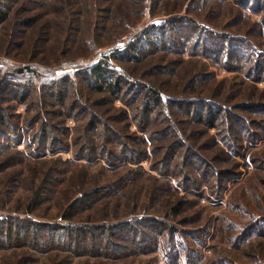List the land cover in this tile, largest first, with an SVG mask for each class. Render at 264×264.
Masks as SVG:
<instances>
[{
  "label": "rangeland",
  "instance_id": "rangeland-1",
  "mask_svg": "<svg viewBox=\"0 0 264 264\" xmlns=\"http://www.w3.org/2000/svg\"><path fill=\"white\" fill-rule=\"evenodd\" d=\"M242 1L0 0V6L9 10L0 27V115L17 124L0 139V264H264V0H250L247 8ZM188 19L202 30L191 32ZM151 25L168 26L160 49L145 46L134 61L113 57ZM211 36L221 39V61L213 52ZM173 39L178 45L172 44ZM194 43L199 48L192 52ZM98 62H108L137 85L153 86L164 99L208 100L225 108L223 116L243 117L248 131L240 128L238 119L232 124L223 118L217 127L207 129L191 122L175 123L187 145L207 157L213 168L227 172L224 177L218 182L215 177L207 179L195 159L186 165L185 147L169 163L173 174L163 172L165 165L154 167L164 153L160 146L166 143H151L139 129L141 93L128 104L109 93L86 89L77 78L73 86L65 84L63 105L47 101L44 80L69 76L74 82L76 73L84 74ZM24 65L33 67L35 74H23L25 79L7 77L9 86L1 83L4 73L15 74ZM22 94L27 96L24 102ZM77 98L100 122L122 133L130 146L137 147L135 135L145 138V156L136 164L114 165L99 155L91 161L76 156L85 136L97 144L106 142L103 150L119 153L121 149V140L105 141L102 125L90 134L85 131L88 113L77 107L71 114L64 109L77 106ZM157 113L155 108L152 116ZM178 120L188 122V117L178 114ZM46 121L56 126L48 129L55 137L61 138L58 129L66 128L64 148L55 143L58 148L53 151L35 149L37 141L30 137L42 134ZM152 124L147 130L155 128ZM232 128L240 139L236 150L220 137ZM189 132L196 135L189 137ZM153 146L158 147L155 153ZM185 175L195 185L182 188L179 181ZM100 186L111 187L93 191ZM180 201L183 205L174 214L172 208ZM65 214L72 216L65 219ZM144 218L166 226L137 222L136 234L154 240L140 237L147 250L132 231L115 230L113 237L110 229L88 231L93 225ZM31 221L54 229L38 233L29 227L23 233L21 226ZM66 225L85 229L75 252L68 251L63 240L61 226ZM30 230L41 238L33 240ZM50 233L53 244H47L45 235ZM107 238L127 243L130 251L106 244Z\"/></svg>",
  "mask_w": 264,
  "mask_h": 264
},
{
  "label": "trees",
  "instance_id": "trees-1",
  "mask_svg": "<svg viewBox=\"0 0 264 264\" xmlns=\"http://www.w3.org/2000/svg\"><path fill=\"white\" fill-rule=\"evenodd\" d=\"M259 2V0H258ZM242 5L245 6L246 8L251 5L250 0H243ZM264 7V6H262ZM8 9L4 8V6H0V27L4 24V22L8 18ZM188 21L191 23V32H200L202 28L198 27L193 20L188 19ZM167 25L165 26H157V25H151L147 31H144L139 39L136 41H133L129 43L127 49L121 53V55H115L113 56L115 59H120V60H130L134 61L139 58V56L143 55L144 53V48L146 47H152V49L156 50L160 49V45H162L166 37H168V29ZM167 32V34L165 33ZM205 32V31H204ZM208 34L212 35L209 31H207ZM167 35V36H166ZM147 36V37H146ZM212 41H213V52L215 53L216 57L220 59L218 56L221 54V39L216 40L213 36H211ZM163 42V43H162ZM172 44L178 45L177 41L173 39L171 41ZM142 44V45H141ZM143 46V47H142ZM199 44L194 43L192 47V52L195 50H198ZM203 49H207L206 46H203ZM148 50V49H147ZM221 61V59H220ZM227 62L223 61V64L226 65ZM15 74H7L4 73L1 78V83L4 81L6 85H10V79L7 80V77H21L20 79H25L22 77V75L26 74L27 76L32 73L33 75L35 74V70L33 67L30 65H24L23 67H18L14 71ZM10 77V78H12ZM49 77V76H45ZM74 77V76H73ZM75 79L74 82L70 81V77H59V78H50L47 81L44 80L42 84H46L48 86V89L46 90L45 96L49 99L47 101H51L50 103L53 104L52 102H56L58 105H63V98L65 96V84L67 83H72L76 84L77 78H80L83 84H85V88L90 90V91H97V92H106L109 93V96L111 98H119L120 100L125 101L126 103H131L139 93L143 94V106L139 109L140 113L142 114L139 119V124L140 127L139 129L146 132L148 135L147 140H151L153 142H164L166 143L163 147L164 153L163 156L155 163L154 167H156L158 170V166L160 165H165L164 173H172V171H169V166L172 164L173 159L175 157V154L179 151V148H187V151L183 154V159L186 161V165H189L190 163L195 162L200 164L203 167L202 173L207 179H210L211 177H215L217 179V182L221 180L222 176L224 177V174L227 172L222 171L220 169L213 168L214 165L212 163H209V159L207 157L196 153L195 150L192 149V147H189L186 143V139L183 137L181 130L178 127H175V123L179 124H189L190 122L196 125H201L203 129H207L209 127H217L222 121L223 118L225 119H231L232 124H234L237 121H240L242 124L240 128L245 129V122L243 117H237V116H223V112L226 111L224 110L225 108L212 101L208 100H201V99H195V98H183V99H175V98H167L164 99L161 92L157 90L156 88H153V86H143V85H137V83L132 82L129 76H125L124 72H117L115 68L112 67L108 62H98L87 68L84 74L82 73H76L75 74ZM18 80V79H17ZM20 81V80H18ZM22 82V81H21ZM81 86L77 85L78 90L82 93L83 88H79ZM195 87V80H194V86L191 88L193 89ZM194 91V89H193ZM1 93V89H0ZM44 97V96H43ZM27 96L22 94L20 101L24 102L26 101ZM46 98V99H47ZM76 102L79 104L76 106L74 103L69 104L68 106H64L66 111L68 113L70 112L73 113L74 109L77 107L81 111L88 113V119L85 122V131L89 133V131H95L97 130V127L99 125H102L104 127V135L103 138L105 141L109 139L111 141L113 138L121 140L118 142L120 144L121 149L119 150V153H114L111 150H103L105 144H97L93 142V138L91 136H85V140L81 143V147L77 149L75 152L76 156H83L85 157L88 161L93 160L94 157L96 156H101L104 158V160L109 164V165H114L117 164L121 161H127L133 164H136L138 161H140L144 156V144L146 143L145 138L139 135L134 136V140L137 145V147L130 146L127 144V141L124 140L123 136L121 135L119 131L115 130L112 128L108 123H103L99 121V117L92 111H87L89 110L87 106L83 103L81 100H76ZM49 103V105H50ZM76 103V104H77ZM63 107V106H62ZM158 110V113L154 116H152V112L155 110ZM2 108L0 107V111ZM121 113V121L125 119V110H120ZM52 115H57L54 111H48ZM47 112V113H48ZM48 113V114H49ZM82 113V112H79ZM139 113V114H140ZM41 113L38 112L36 117H39ZM49 114V115H50ZM178 114L184 115L185 117H188V122L187 121H180L178 120ZM158 115V116H157ZM174 116L175 118H172ZM158 117V120L155 121V119ZM81 118V117H80ZM178 121H177V120ZM238 119V120H237ZM175 120V121H174ZM237 120V121H235ZM149 123H153L152 125L155 126V128H152L151 130H147V126ZM159 124V127L157 126ZM43 129L40 133L42 134H36L32 135L30 137L31 140L37 141L35 149L41 150L44 147H49L51 151L57 149L58 147L55 146V143L57 146L64 148L65 147V138L67 135V130L66 128H61L58 129L61 134L60 137H55L54 134L51 135L48 131L50 127L55 128L54 124H50L47 121L43 123L42 125ZM17 128L16 122H12L11 120L5 121V118L0 115V139L2 138L3 135H5L7 132L14 131ZM122 128V127H121ZM125 128V127H124ZM122 128V129H124ZM149 128V127H148ZM230 126L228 127V129ZM233 128L229 131L230 133L225 135H221V140L222 142L230 149L236 150V148H239L238 143L240 139L238 138V132L235 134L231 133ZM241 130V129H239ZM245 131H248L245 129ZM256 133V132H254ZM90 134V133H89ZM189 137H193L196 135L195 133L189 132L187 133ZM146 135V136H147ZM110 136V137H109ZM51 138L50 142L48 143L47 140L48 138ZM109 137V138H108ZM47 139V140H46ZM80 139V138H79ZM128 140L130 138L127 137ZM190 139V138H189ZM192 139V138H191ZM253 140L255 138H252ZM27 146V145H26ZM94 147V148H93ZM157 146H153L154 153L156 152L155 149L157 150ZM86 151L88 153H86ZM96 154V155H95ZM213 161H215L213 159ZM170 163V164H169ZM211 164L213 166H211ZM181 180V179H180ZM184 180V181H183ZM183 181V182H182ZM193 179L189 175L183 176L182 180L179 181V185H182V188L187 189L188 184L195 185L193 183ZM111 186H100L96 187L93 191L94 192H100V191H108ZM82 197V196H81ZM83 198V197H82ZM81 200V199H80ZM183 203L180 201L178 204H176L173 208L172 211L174 214L179 213L181 206ZM72 215L71 214H65L64 218L68 219ZM147 224L148 227H153V224L156 225V227L159 228H166L165 224L161 221L155 220V219H147L144 218L143 220L140 221H122L117 223L116 225H93L91 226V229H88L91 233H94L96 231H105L110 229V234L111 237L115 236L116 234L114 233L115 230H118L120 232H128L132 231L134 232L135 235H139V239L141 237L148 238L151 243H154V240L151 239L148 234L145 233H139L136 234L137 232V224ZM23 224V223H22ZM164 225V226H163ZM29 227H34V229L38 230V233L40 231H45L49 230L53 231V226L51 225H42L38 224L36 222H28L23 224L21 226V231L23 233H28L27 228ZM50 227V228H49ZM65 229L64 232V241L69 245L67 248L68 251H77L80 243L79 241L82 240L81 237H83V232L85 229L79 226H73V225H66V226H61ZM47 228V229H45ZM61 228V229H63ZM136 228V229H135ZM113 229V230H112ZM31 236L33 235L34 237L32 238L33 240L36 239L37 237L41 238V235H38L37 232H34V230H30ZM36 234V235H34ZM54 233L46 234L49 243L47 244H53L54 243V238L53 235ZM74 234V235H73ZM73 235V236H72ZM36 236V237H35ZM141 239L139 241H141ZM61 239V243H64ZM59 241V240H58ZM143 243V241L140 242V244ZM106 244H112V246L116 247L119 251H130L129 247L126 244L123 243H117L113 239H108ZM139 247V243H134ZM94 246V245H93ZM144 248L147 247V243H143ZM82 247V246H81ZM147 250V248L145 249Z\"/></svg>",
  "mask_w": 264,
  "mask_h": 264
},
{
  "label": "built area",
  "instance_id": "built-area-1",
  "mask_svg": "<svg viewBox=\"0 0 264 264\" xmlns=\"http://www.w3.org/2000/svg\"><path fill=\"white\" fill-rule=\"evenodd\" d=\"M131 36H132V35H130V36L128 37V40L131 38Z\"/></svg>",
  "mask_w": 264,
  "mask_h": 264
}]
</instances>
